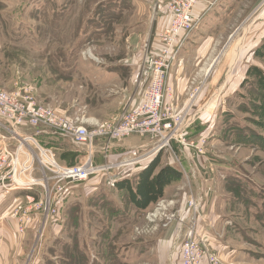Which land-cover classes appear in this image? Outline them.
Segmentation results:
<instances>
[{"label":"rangeland","instance_id":"1","mask_svg":"<svg viewBox=\"0 0 264 264\" xmlns=\"http://www.w3.org/2000/svg\"><path fill=\"white\" fill-rule=\"evenodd\" d=\"M209 1L210 7L199 5L205 14L178 54L206 50L183 97L185 103L194 99L197 119L187 131L188 147L172 142L160 154L166 159L173 152L197 166L202 194L218 216L208 231L221 245L210 247L219 264H264V82L246 76L249 68L264 74V59L253 55L264 42V20L257 18L263 3L253 8L255 0ZM170 2L0 0V91L28 92L38 105L90 128L115 119L140 98L136 68L147 42L165 25ZM44 137L37 141L55 154L57 144L75 146L54 134ZM75 148L81 157L85 148ZM183 187L185 209L189 197L201 207L190 182ZM24 192L34 202L26 197L3 219L8 229L0 231V264L179 263L177 236L188 224L175 198L140 212L125 192L98 176L59 195L53 191L50 209L58 197L57 212L46 216L37 209L43 188ZM17 206L22 210L15 215Z\"/></svg>","mask_w":264,"mask_h":264},{"label":"built area","instance_id":"2","mask_svg":"<svg viewBox=\"0 0 264 264\" xmlns=\"http://www.w3.org/2000/svg\"><path fill=\"white\" fill-rule=\"evenodd\" d=\"M204 4L210 7L213 1L171 0L165 25L152 41L147 42L138 64V85H143L140 101L134 109L122 110L115 119L92 123L90 128L86 122L78 124V120L64 113L38 105L28 92L0 91L1 187L15 191H32L42 187L43 198L37 203V209L42 208L46 216L54 215L59 202L58 197H53L56 202L50 209L53 191L59 195L67 186L98 176H104L114 187L118 174L150 162L163 150H171L172 142L188 147L187 131L198 114L194 112V99H189L181 108L169 105L167 101L171 90L167 79L180 50L205 14L204 9L199 8ZM32 129L69 139L76 146L85 148L82 160L72 165L61 164L51 148L41 146L36 137L28 133ZM131 136L150 137L154 142L150 147L121 160L94 163L97 141L104 143L100 152L106 158L110 142ZM27 199L30 204L34 202V198ZM43 200L44 203L41 202ZM160 208L165 209L166 206L161 205ZM21 210L22 207L17 206L15 215ZM200 210L198 201L189 197L185 220L181 219L183 223L187 221L188 227L182 237L177 236V241H180L178 264H201L203 260L208 264H219L208 243L196 234L195 224ZM168 214H165V219L170 221L173 217Z\"/></svg>","mask_w":264,"mask_h":264},{"label":"crops","instance_id":"3","mask_svg":"<svg viewBox=\"0 0 264 264\" xmlns=\"http://www.w3.org/2000/svg\"><path fill=\"white\" fill-rule=\"evenodd\" d=\"M228 1V0H227ZM230 1V0H229ZM256 4L252 5L253 8H258L262 3V7L264 5V0H255ZM251 7V8H252ZM200 8V6H199ZM198 8V10H199ZM190 53H195V55H191ZM206 50L204 49H195V50H188L183 51L180 56L178 55V59L175 62L173 68L169 72L168 80H167V86L170 88L171 92L173 93L172 97L168 99V104L173 105L177 108H181L185 105V101H183V97L185 95L186 88L188 87L189 78L198 70L197 63L201 62L199 58L202 56H205ZM198 58V59H197ZM137 79H138V66H137ZM201 73V72H200ZM203 95V94H202ZM129 96V95H128ZM141 96V95H140ZM207 97L204 98V101H206ZM185 100V99H184ZM140 101V98L137 99L133 105H131L133 108L129 106V108L134 109ZM127 109V108H126ZM124 110V108H123ZM119 115V114H118ZM117 115V116H118ZM111 116L109 120L114 119ZM108 120V121H109ZM199 129L197 128L196 132H199ZM34 136L37 138V140L43 142L45 139V135H48V132H42L39 129H32ZM194 133V132H192ZM55 136V135H54ZM192 138L195 137L194 134H191ZM65 139V138H64ZM69 140V139H65ZM70 141V140H69ZM71 142V141H70ZM154 140L148 137L143 138H135V137H129L123 140L119 141H113L110 142V150L107 154V157L104 158V155L100 152V149H102V146L104 143L102 141L96 142V152L93 156V161L95 164H104L105 162H115L118 160H121L125 157L131 156L133 154H136L137 152L146 149L150 147L153 144ZM72 143V142H71ZM73 144V143H72ZM75 144H73L74 146ZM76 146V145H75ZM71 148L69 145L65 147V145H58L55 148L56 150V156L57 160L64 165H72V162H75L73 164L79 163L82 158L78 157L77 155L73 153H79V151L75 148ZM71 149V150H70ZM159 166L158 169H161L165 166H171L175 169H177L179 172L182 173V178L179 182L173 183L166 187L164 189L162 200H174L175 198L177 206L181 208V215H184V209H185V195L187 193L185 187H183L188 181L191 184L190 188H193L194 192H196L197 197L201 199V210H200V217L197 219L195 228L197 232V236L202 239L203 241H206L210 247H213L212 249L219 250L221 248V245L217 244L218 242L214 240V237L210 235L209 231L214 224L218 221V216L215 212H211V206L209 203V199L207 196H203L201 186L204 185L200 177L198 176L199 173L195 171V164L191 162H186L181 159L178 160L175 154L168 153V157L166 159L163 158V155L160 154L159 159ZM197 167V166H196ZM129 172L123 173L121 172L117 176V180L119 181L123 179L125 176L128 178L125 179H132L134 176H136L140 171L138 170H128ZM201 189V193L198 191ZM30 193L24 192V191H15L10 190L9 192H2L0 189V231H6L8 228L6 227L7 221L3 220L8 216L11 208L15 206L17 202H21L27 198L30 197ZM206 197V198H205ZM14 205V206H13ZM153 206V205H152ZM150 206V207H152ZM149 207V208H150ZM149 208L146 210L148 211ZM184 208V209H183ZM182 217V216H181ZM182 220H185L184 217L181 218ZM2 220V222H1ZM10 221V220H8ZM187 223V222H186ZM39 228V227H38ZM172 250H177V242L176 240L171 241ZM176 246V247H175ZM225 248V247H222ZM213 250V251H214ZM175 251V250H173ZM215 252V251H214ZM178 253V250L176 254ZM221 253V252H219ZM216 254V253H215ZM221 257V256H220ZM177 260V255H176ZM228 263V262H227ZM177 264V262H176ZM201 264H208L205 260L201 262Z\"/></svg>","mask_w":264,"mask_h":264},{"label":"trees","instance_id":"4","mask_svg":"<svg viewBox=\"0 0 264 264\" xmlns=\"http://www.w3.org/2000/svg\"><path fill=\"white\" fill-rule=\"evenodd\" d=\"M253 55L256 58L264 59V42L255 49ZM252 74L259 79L260 83L264 82V74L259 69L249 68L246 76ZM159 159L160 154L150 162L135 168L134 170L139 169L140 172L132 179H125L128 178L125 176L115 183L114 189L118 192H125L128 203L137 211L145 212L162 199L166 187L179 182L182 178V173L171 166L157 170Z\"/></svg>","mask_w":264,"mask_h":264},{"label":"bare ground","instance_id":"5","mask_svg":"<svg viewBox=\"0 0 264 264\" xmlns=\"http://www.w3.org/2000/svg\"><path fill=\"white\" fill-rule=\"evenodd\" d=\"M257 18L260 20H264V5L261 8V11L258 13Z\"/></svg>","mask_w":264,"mask_h":264}]
</instances>
